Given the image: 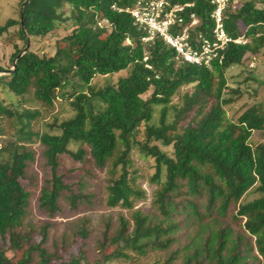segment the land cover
<instances>
[{"label": "trees", "instance_id": "1", "mask_svg": "<svg viewBox=\"0 0 264 264\" xmlns=\"http://www.w3.org/2000/svg\"><path fill=\"white\" fill-rule=\"evenodd\" d=\"M173 2L193 3L190 11L202 20L200 29L211 35V0ZM23 3L22 17L0 24V36L17 25L24 41L12 55L13 71L0 78V85L20 103L34 101L39 107L19 109L15 102L0 100V136L6 137L0 145V264H105L154 251L164 254L162 264H264V144L250 143L255 130H264V112L253 106L227 121L223 97L227 69L264 45V6L245 0L226 10L228 33L237 37L246 32L249 41L230 43L222 61L209 68L175 61L163 39L143 42L132 15L112 7L130 6L132 0ZM69 20L72 30L57 42L54 54L31 47L24 52L32 38H43ZM124 70L127 74L116 82L93 83L97 75ZM184 85L193 91L183 95L180 107L172 106ZM61 97L69 100L74 115L59 123V133L35 129L34 122ZM156 105L162 106L160 120L151 124ZM172 107L174 119L168 122ZM6 120L12 133H6ZM142 125L144 138L138 141ZM36 142L43 146L47 172L38 209L48 219L39 225L26 222L30 187L37 179L32 170L37 153L31 147ZM72 143L79 144L77 150L70 149ZM136 145L155 161L151 181L157 188L147 210L135 209L136 201L146 197L130 171ZM168 146L171 154L163 149ZM65 155L85 165L90 156L94 167L108 168L107 205L130 210L104 217L92 248L86 216L72 222L70 233L50 239L52 219L66 206L74 212L94 205L95 193L86 191L83 177L70 183L60 170ZM252 188L260 196L242 202ZM229 218L238 220L239 228ZM74 245L78 254L65 260L63 253Z\"/></svg>", "mask_w": 264, "mask_h": 264}, {"label": "rangeland", "instance_id": "2", "mask_svg": "<svg viewBox=\"0 0 264 264\" xmlns=\"http://www.w3.org/2000/svg\"><path fill=\"white\" fill-rule=\"evenodd\" d=\"M21 5L22 0H0V24H4L10 18L19 19ZM257 6L263 7L264 0H257ZM101 23L106 25V22L102 21ZM18 28L19 27L17 25L12 26L7 32L0 36V67L4 69L3 71H0V78H8V72L6 71L12 69V64L14 63L12 55L15 52L16 47L24 46V41L19 36ZM246 28L247 27H245V29ZM71 30V20L64 24H58L57 28L45 37L32 38L30 40L29 47L39 54L52 55L56 51L57 42L69 34ZM251 63H253V65H251ZM126 74L127 71L124 70L108 76L97 75L94 78L93 83L97 87H101L109 82H116L119 76ZM225 78L226 85L223 88V97L225 101L224 109L226 111L227 121L237 120L240 115L248 111L253 106L260 107V110L264 112V45L256 54L250 52L247 53L242 64L234 65L228 68L225 72ZM219 81L220 77L216 75V86ZM192 91V85L182 86L174 95L171 105L180 107L183 103V95L185 93H191ZM3 99L6 104L15 102V106L19 107V109H21V107H39V105L34 101L23 104L20 103L21 101H18V98L8 92L3 84H1L0 100ZM161 109V105L155 106L151 124L159 123ZM73 115L74 110L71 107L69 100L61 97L56 102L55 108L50 113L44 112L43 118H39L34 122V127L35 129H40L42 131H53L59 133L60 130L57 129L59 123L72 117ZM173 119L174 109L172 107L168 113L167 121L172 122ZM3 125L6 127V133H12L14 131V128L11 127L9 121H4ZM52 125H55V127H52ZM143 138L144 126L142 125L138 131L137 140L143 141ZM5 141L6 137L0 136V145H3ZM250 143L253 147L260 143L264 144V130H255L250 138ZM137 146L138 145H136L131 153L132 165L130 166V171L134 174V177H136V186L145 190L146 197L136 201L135 209L142 208L147 210L151 207L153 193L157 188V184L151 181L152 176L155 173V161L152 157L144 156V154L139 151ZM31 147L37 153L36 161L32 164V170L36 173L37 179L35 184L30 187L32 197L26 215V222L39 225L41 221L48 219L46 214L38 209V197L41 193L43 181L47 176V172L43 166V146L39 142H36L32 144ZM78 147V143H72L70 145V149L74 151L77 150ZM163 149L170 154L172 153L171 146L163 147ZM60 170L65 173L66 180L70 183H75L81 176L83 177L87 184L86 191L95 193V197L93 198L94 205L87 203L74 212L66 206L64 213L57 214L56 217L52 219V221H54V226L51 228L50 239L52 240L54 237H59L64 232L70 233L71 228L73 227L72 222L86 216L91 220L90 225L92 229V237L90 239V248H92L94 239L98 235L102 219L110 215L117 217L119 213L128 214L130 210L121 206L111 207L107 205L106 199L109 170L108 168L100 170L94 167L90 156L86 157L85 165L84 163L74 161L70 156L65 155L63 156ZM88 170L90 172H87ZM161 180L165 181V168H163ZM259 196L260 193L257 192L255 188H252L244 195L241 201H250ZM229 219L232 221L234 228H239L240 222L238 220ZM111 250V248H108V251ZM78 251V245H74L68 252L63 253V258L65 260H70L72 256H76L78 254ZM8 254L12 256V252H8ZM163 255L164 254L162 252L158 251L149 252L147 255L134 254V256L129 259H112L105 264H162Z\"/></svg>", "mask_w": 264, "mask_h": 264}, {"label": "built area", "instance_id": "3", "mask_svg": "<svg viewBox=\"0 0 264 264\" xmlns=\"http://www.w3.org/2000/svg\"><path fill=\"white\" fill-rule=\"evenodd\" d=\"M244 0H211L213 28L210 36L201 29L202 20L194 11L193 3H174L173 0H132L126 7L113 5L119 12L132 15L136 26L144 33L142 41L150 43L163 39L173 50L177 62L212 68L221 62L223 52L230 43L245 44L249 41L246 32L231 36L225 25L226 10L237 9ZM264 26V23H263ZM253 65V63H251Z\"/></svg>", "mask_w": 264, "mask_h": 264}, {"label": "water", "instance_id": "4", "mask_svg": "<svg viewBox=\"0 0 264 264\" xmlns=\"http://www.w3.org/2000/svg\"><path fill=\"white\" fill-rule=\"evenodd\" d=\"M28 0H25V2H27ZM23 6H24V3L21 5V9H20V14H21V17H22V9H23ZM29 45H30V41H28L27 42V45H26V47H25V49H24V52L27 50V48L29 47ZM22 53H20L18 56H20ZM13 69H14V67L12 68V69H10V70H7L6 72H11V71H13Z\"/></svg>", "mask_w": 264, "mask_h": 264}]
</instances>
